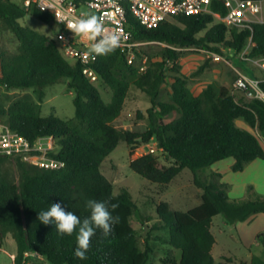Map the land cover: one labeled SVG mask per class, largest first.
I'll return each instance as SVG.
<instances>
[{"label": "trees", "instance_id": "trees-1", "mask_svg": "<svg viewBox=\"0 0 264 264\" xmlns=\"http://www.w3.org/2000/svg\"><path fill=\"white\" fill-rule=\"evenodd\" d=\"M212 11L226 14L222 3L212 5ZM27 14L43 23L54 22L49 12L36 8L24 11L20 5L0 0V27L12 33L18 42L15 54L0 52V84L6 85L3 94L32 89L37 101L23 96L7 100V107L0 103V118L30 143L39 138H55L58 150L50 156L63 167L44 169L18 158L0 156V236L4 232L12 235L15 243L12 264H23V255L28 251L36 252L49 264H147L153 249L149 233L143 238V249L139 247L137 233L130 222L137 212L135 203L126 190L113 194V185L100 167L120 142L135 148L152 139L162 154L172 160V165L159 167L157 157L148 154L131 160L130 169L158 186L161 192L182 170L188 169L193 174L194 185L202 190L200 204L185 212L170 210L163 202L156 205L157 222L153 230L163 231L160 239L179 251L177 259H163L160 264H236L235 258L224 255L215 260L212 220L221 215L229 226L245 222L264 213V198L255 195L230 201L227 186L219 182L221 175L214 173L216 179L206 182L200 170L232 158L231 170L240 172L246 164L264 160V148L257 137L236 125L241 120L251 129L264 132V101H237L229 88L217 82L194 95L181 75L173 78L168 102H158L157 98L165 82L166 62L173 63V70L178 72L177 48L200 47L216 53L224 48L239 53L251 36L253 46L246 56L264 57V24L252 25L250 30L227 28L215 22L211 15L199 14L177 16L156 29L147 30L128 16L127 29L133 41L157 42L166 47L162 60L142 73L127 63L119 49L97 57L93 65L99 77L97 82L102 81L112 91L111 100L105 102L94 84L83 75L82 66L77 62L68 63L53 39L19 23ZM127 74L133 77L136 88L150 99L151 107L146 112L148 128L144 132L120 129L113 124L127 96ZM58 82H66L74 93L73 119L41 117L43 90ZM259 86L264 90V81ZM172 113L178 117L163 123ZM7 162L14 166L16 179L5 166ZM87 199L118 203L112 214L119 215L120 223L108 237L97 229L91 238L87 259L80 260L74 255L76 233L58 235L54 225L40 223L38 213L48 210L52 203H61L66 211L83 220L90 214L85 207ZM262 235L257 234V240ZM30 263L37 264L33 259ZM239 264H264V259L252 256L248 262L240 260Z\"/></svg>", "mask_w": 264, "mask_h": 264}, {"label": "rangeland", "instance_id": "rangeland-1", "mask_svg": "<svg viewBox=\"0 0 264 264\" xmlns=\"http://www.w3.org/2000/svg\"><path fill=\"white\" fill-rule=\"evenodd\" d=\"M10 3L20 5V0H8ZM19 23L22 26L28 27L33 31L43 34L55 41L56 34L60 30V26L55 22L43 23L38 19L32 17L30 14L20 19ZM204 32L200 33L198 37L202 36ZM134 49V56L131 65L138 71L144 72L149 66L160 62L163 57L164 48L166 45L157 42L140 41ZM18 42L12 33L0 27V52L5 55H13L17 52ZM179 58L178 72L174 71L173 63L166 62L164 65V72L166 74L165 82L162 85L157 101L168 102L171 93V85L173 78L181 75L186 78L187 86L194 95H198L202 89L208 84L217 82L230 89L231 93L237 101H248L240 92L233 90V82L235 74L232 67L242 71L245 75L256 76L261 75L258 67L252 65L247 61H239V59L228 56L226 50L220 49L223 59H213L209 55V51L200 47L181 48L177 50ZM126 59V58H125ZM67 62L73 64L74 61L67 59ZM128 63V62H127ZM128 65V64H127ZM232 66V67H231ZM129 81V88L125 98L120 115L115 119L113 124L120 129H125L135 132H144L148 128L147 110L151 107L149 97L141 90L137 89L133 84V77L127 74ZM94 86L100 92L102 99L105 102L111 100L112 91L102 81L94 83ZM44 97L41 103V117L53 115L61 120H69L75 117V107L73 105L74 93L68 89L66 82H58L50 84L44 88ZM27 96L32 101H37L36 94L32 89L14 90L3 94L0 91V103L7 107V100H14ZM140 115V116H139ZM178 117L177 113H172L165 117L162 122L169 123ZM4 118H0V123L4 124ZM236 125L244 128L257 137L260 145L264 148V132L257 129H251L243 121L237 120ZM53 150L49 153L58 150L57 140L52 141ZM152 144V141L148 142ZM140 146V145H139ZM142 151V150H141ZM158 160L159 167H167L172 165V160L168 159L164 154L158 153L155 155ZM138 156L134 155L133 148H129L124 142H120L117 147L101 162L100 171L113 185V194L117 195L121 190H126L135 206L137 208L136 215L130 220L132 227L137 233V240L139 247L143 249V238L150 234L149 244L153 249L150 261L147 264H160V261L167 258L177 259L179 251L171 249L168 245L160 239L164 236L163 231H154L153 225L157 222L156 205L163 202L167 203L170 210L174 211H188L201 202L202 190L197 188L193 183V174L190 170L184 169L177 175L169 185L162 188V192L158 186L151 184L146 179L142 178L130 169V161L136 159ZM233 160L228 158L222 160L218 165H222L228 161ZM258 163L264 161L257 160ZM9 169L10 175L16 179V172L12 163L7 162L5 165ZM206 182L214 180V172L208 168L200 170ZM246 174L234 173L231 170L225 175L228 180L244 179ZM221 182V178L219 179ZM233 191L228 196L230 201L243 200V194L239 186H235ZM260 192L261 198H264V190H257ZM143 218V219H142ZM142 219V221H141ZM224 222L221 215L215 217L213 220V227L211 231L216 238L219 248L213 249V256L217 260L220 254H225L228 257L235 258L236 264L240 260L247 262L252 256H258L264 259V235L260 239L254 240L252 233L256 230L264 231V220L255 219L252 224H255L251 231L245 233L244 242L251 246L243 248L237 244V238L233 236L232 240L223 236L221 229L217 227L218 224ZM146 227V229H145ZM229 231H232V228ZM258 231V232H259ZM145 236L143 237V234ZM264 233V232H260ZM259 234V233H258ZM255 241V242H254ZM15 254V243L12 235L9 232H4L0 236V264H12ZM33 261L37 264H49L44 258H34Z\"/></svg>", "mask_w": 264, "mask_h": 264}, {"label": "built area", "instance_id": "built-area-1", "mask_svg": "<svg viewBox=\"0 0 264 264\" xmlns=\"http://www.w3.org/2000/svg\"><path fill=\"white\" fill-rule=\"evenodd\" d=\"M216 3L224 5L226 8L225 15L212 11V5ZM20 6L24 11L36 8L53 15L54 22L60 26L55 42L61 54L64 58L79 63L82 66L83 75L92 84L99 79L93 67L97 57L93 58V55L89 53L90 41L75 36L67 28L68 19L73 16L78 17L82 13L95 14L102 20L107 29L118 33L121 36V46L118 49L121 54L125 55L129 64L132 63L134 49L138 43L132 40L131 33L127 29L128 16L147 30L156 29L162 23L177 16L199 14H209L215 22L221 23L227 28L250 30L252 25L264 24V0H20ZM56 17H64V22H58ZM61 36L64 37L63 40L60 39ZM252 46V37L250 36L243 51L233 53L231 49H225L231 58L247 61L258 67L262 73L261 78L253 79L231 66L235 74L233 90L241 92L247 100L259 99L264 101V99L257 98L249 85L251 80L260 83L264 81V57L252 59L246 56ZM179 49L181 48L176 50ZM220 49L224 50V48ZM209 55L213 59L224 60L223 56L216 52L209 51ZM5 87L6 85L0 84V91H4ZM54 139L53 137H44L30 143L26 138L12 131L6 124L0 123V156L18 158L32 166L57 170L62 168L63 164L50 156L51 153L49 152L53 150L52 141ZM151 141L152 144H141L133 148L134 155L141 157L162 153V149L156 140L152 139ZM38 257L41 256L36 252H25L23 264H31L30 260Z\"/></svg>", "mask_w": 264, "mask_h": 264}, {"label": "clouds", "instance_id": "clouds-1", "mask_svg": "<svg viewBox=\"0 0 264 264\" xmlns=\"http://www.w3.org/2000/svg\"><path fill=\"white\" fill-rule=\"evenodd\" d=\"M56 19L63 23L65 18L56 17ZM67 28L75 36L91 42L89 53L93 58L107 56L121 46V36L107 29L95 14L82 13L78 17L69 18ZM60 39L63 40L64 37L61 36ZM259 83L255 80L249 81L257 98L264 99V90L259 87ZM85 207L90 214L83 220L72 211H66L61 203H52L48 210L38 213L40 223L54 225L58 235L71 236L76 233L77 247L74 255L80 260L87 259L91 238L96 234L97 229L102 231L104 237H108L113 233L114 226L120 223L119 215L112 214L119 207L118 203H111L110 200L87 199Z\"/></svg>", "mask_w": 264, "mask_h": 264}, {"label": "crops", "instance_id": "crops-1", "mask_svg": "<svg viewBox=\"0 0 264 264\" xmlns=\"http://www.w3.org/2000/svg\"><path fill=\"white\" fill-rule=\"evenodd\" d=\"M261 77H262V73L260 76H256L254 74H252L250 76V78H253V79L261 78ZM235 92H238V91H235ZM241 95H242V93H241ZM262 161H264V160H262ZM221 162H222V160L219 162H216L215 164H213L208 169L214 173H218L221 175V182L227 186L228 196L233 191L232 189L238 185L240 188V191L243 194V198H244L243 200L248 199L250 197H253L255 195L261 197L260 192L258 193L257 190H259V189L264 190V162L258 163L257 160H255V161H252V162L246 164L242 171L234 172V173L246 174L247 177H245L244 179H240V180H238V179L234 180L233 179L231 181L226 179L225 175L229 172V170H231V167L234 163V160L228 161L222 165H218ZM238 201H241V200H238ZM257 218L259 220H264V213H258L256 215L252 216L251 218H249L248 220H246L245 222L237 223L235 226H229V225L225 224V222H222V223L218 224L217 227L219 229H221V233L223 236L225 235L227 238H229L231 240L234 236L238 240L237 244L241 245L243 248H247V247L251 246V243L246 244L244 242V239H245L244 235H245V233H248L249 231H251V228H253L255 225V224H252V222ZM214 219L215 218H213V220ZM213 220H212L211 228L213 227ZM228 228H232L231 229L232 231H229L230 229H228ZM258 231L259 230H256L253 233L251 231L252 237H254L255 241L257 240V238H256L257 234L260 232H264V231H259V232ZM215 241H216V238H215ZM215 247L219 248L217 242H216V245L213 247V249ZM212 252H213V250H212ZM220 255L226 256L223 253Z\"/></svg>", "mask_w": 264, "mask_h": 264}, {"label": "water", "instance_id": "water-1", "mask_svg": "<svg viewBox=\"0 0 264 264\" xmlns=\"http://www.w3.org/2000/svg\"><path fill=\"white\" fill-rule=\"evenodd\" d=\"M145 229H146V227H145ZM145 236V233L143 234V237Z\"/></svg>", "mask_w": 264, "mask_h": 264}]
</instances>
